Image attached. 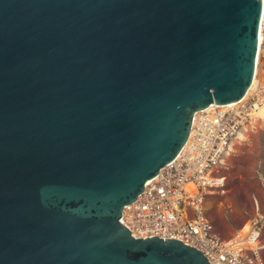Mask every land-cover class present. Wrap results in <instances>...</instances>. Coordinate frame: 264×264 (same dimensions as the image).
I'll use <instances>...</instances> for the list:
<instances>
[{"label": "water", "instance_id": "obj_1", "mask_svg": "<svg viewBox=\"0 0 264 264\" xmlns=\"http://www.w3.org/2000/svg\"><path fill=\"white\" fill-rule=\"evenodd\" d=\"M263 0H0V264H209L122 210L193 116L242 99Z\"/></svg>", "mask_w": 264, "mask_h": 264}, {"label": "built area", "instance_id": "obj_2", "mask_svg": "<svg viewBox=\"0 0 264 264\" xmlns=\"http://www.w3.org/2000/svg\"><path fill=\"white\" fill-rule=\"evenodd\" d=\"M260 29L261 23L259 33ZM258 49L259 43L253 79ZM259 109L264 111L261 82L246 98L212 104L195 113L187 141L177 156L146 181L135 201L123 208L120 223L131 236L181 240L201 252L209 264H264L259 246L262 215L249 221L247 231L223 240L205 209L209 195L225 193L224 162L240 137L252 130L251 122Z\"/></svg>", "mask_w": 264, "mask_h": 264}, {"label": "rangeland", "instance_id": "obj_3", "mask_svg": "<svg viewBox=\"0 0 264 264\" xmlns=\"http://www.w3.org/2000/svg\"><path fill=\"white\" fill-rule=\"evenodd\" d=\"M246 136L235 144L221 170L226 177L225 193L206 198V214L223 240L233 237L257 214L264 217V125L257 123ZM259 246L264 261V219Z\"/></svg>", "mask_w": 264, "mask_h": 264}, {"label": "bare ground", "instance_id": "obj_4", "mask_svg": "<svg viewBox=\"0 0 264 264\" xmlns=\"http://www.w3.org/2000/svg\"><path fill=\"white\" fill-rule=\"evenodd\" d=\"M263 28H264V0H263V12H262V18H261V29H260L259 38H258L259 49H258V58H257L255 77L252 80V83H251L249 89L247 90V92L245 93L243 98H246L256 88V84L258 82H261V87L264 89V86L262 85L263 81H264V68H263L264 45L261 46V43L264 42V30H263ZM260 57H262L261 60H260ZM257 123H261L262 125H264V111H263V109H259L258 112L254 115V119L251 122V128L252 129L256 128ZM246 137H247L246 135H242L240 137L238 143L246 140ZM248 227H249V222L248 223L245 222L243 224V226L241 227V229L239 230V232L243 233V232L247 231Z\"/></svg>", "mask_w": 264, "mask_h": 264}]
</instances>
